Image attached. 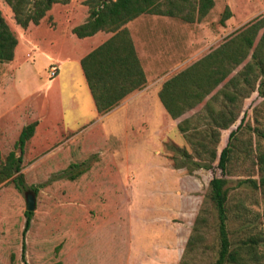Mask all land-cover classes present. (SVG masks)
Listing matches in <instances>:
<instances>
[{
	"label": "rangeland",
	"instance_id": "rangeland-1",
	"mask_svg": "<svg viewBox=\"0 0 264 264\" xmlns=\"http://www.w3.org/2000/svg\"><path fill=\"white\" fill-rule=\"evenodd\" d=\"M214 1L203 23L216 34L223 31V40L264 17V0ZM226 7L230 17L221 24ZM0 11L21 39L25 32L3 0ZM54 13L64 12L57 8ZM181 25L175 45L179 55L185 53L188 35L195 32L194 25ZM64 29L48 20L38 33L41 41L36 47L21 52L23 67L0 64L1 157L14 150L24 126L40 122L22 154L24 185L17 188L11 179L0 182V264H24L23 242L26 264H214L217 218L207 193L209 180L220 175L216 163L210 170L197 168L192 173L177 168L173 158L178 162L185 158L176 148L185 149L190 160L201 165L206 161L195 157L192 146L168 120L163 133H154L144 120L132 127L134 133L117 135L110 133V121L97 124L87 97L78 117L70 109L65 111L69 87L65 65H57L65 61ZM252 51L231 77L251 59ZM52 66L58 68L53 78ZM81 75L78 90L86 83ZM258 86L259 80L253 85L240 82L242 94L229 105L237 121L220 131L217 145L219 153L245 116L228 174V234L232 248L242 257L240 264H264V186L248 182L258 183L264 177V162L259 160L264 154V97L259 96ZM222 102L220 97L213 103L216 111L222 109ZM198 112L192 115V125L210 131L207 118L197 116ZM73 120L75 125L68 127ZM71 165L79 167L70 169ZM71 175L77 176L71 180ZM28 191L35 194L36 209L23 236ZM203 209L207 211L203 241L187 251L195 217Z\"/></svg>",
	"mask_w": 264,
	"mask_h": 264
},
{
	"label": "trees",
	"instance_id": "trees-1",
	"mask_svg": "<svg viewBox=\"0 0 264 264\" xmlns=\"http://www.w3.org/2000/svg\"><path fill=\"white\" fill-rule=\"evenodd\" d=\"M12 12L15 23L22 29L30 24L38 25L51 10L53 5H65L70 0H3ZM88 7V18L85 23L72 29L78 38L93 36L99 31L113 33L102 45L92 50L81 59L87 85L92 95L96 110L103 115L110 112L126 96L146 85V77L137 57L133 41L125 25L143 14L163 15L179 19L186 23L202 21L215 5L214 0H84ZM230 17L226 7L220 23ZM264 29V17L250 22L234 36L230 37L217 49L194 63L164 83L159 98L172 119L195 108L215 90L221 83L224 85L214 93L196 113L204 115L212 126L210 131L199 130L192 125L194 116L182 120L177 128L186 141L192 146L198 160H205L201 165L192 161L185 149L176 148V153L185 158L173 161L177 168L185 167L189 173L197 168L210 170L216 163L219 176H212L208 184L207 201L212 205L217 218L218 253L214 264H240L242 257L238 249L232 248L228 232L229 201V165L236 152L238 132L244 122L243 116L235 129L228 135L227 144L218 153L220 131L229 130L237 121L230 106L236 102L241 89L240 82L256 83L259 80L258 94L264 97V32L254 46L259 31ZM18 44L16 34L11 30L0 11V64L9 63L14 58ZM252 51L251 59L234 76L228 78L241 65ZM232 88L234 91H230ZM223 97L222 109H214L215 102ZM38 125L34 121L21 129L14 144V150L5 158L0 154V182L11 179L17 188L24 185L22 170V154L26 143L34 136ZM214 127V128H213ZM16 150L19 154L16 153ZM259 160L264 162V154ZM177 163V164H176ZM79 165H71L70 169ZM81 172L78 173V175ZM77 175H71L73 180ZM254 187L264 186V177L258 183L248 181ZM207 211L201 210L195 217L191 234L186 243V250L192 251L203 241V230L207 223ZM23 236L29 230L32 212H26ZM254 243L253 239L249 241ZM251 248V247H250ZM22 260L25 262V243L22 245Z\"/></svg>",
	"mask_w": 264,
	"mask_h": 264
},
{
	"label": "crops",
	"instance_id": "crops-1",
	"mask_svg": "<svg viewBox=\"0 0 264 264\" xmlns=\"http://www.w3.org/2000/svg\"><path fill=\"white\" fill-rule=\"evenodd\" d=\"M83 1L70 0L65 5L55 4L38 25L30 24L27 29H22L25 33L21 35V39H18L14 58L9 62V66L16 67L21 65V52H28V50L36 47V44L41 41L38 33L44 25L47 26L48 20H51L57 28L59 25H63L65 27V61L57 65L58 68L65 65V84L67 88L69 87V93L65 91V111L70 109L73 117H78L83 98L87 97L94 105L97 124L110 121V133L112 134L134 133L132 127L140 126L144 120L147 121L150 127L154 128V133H163L167 120L172 128L177 129V125L182 120L200 111L206 101L226 82L221 83L195 108L182 114L177 119H172L159 98V92L164 83L207 56L229 38L223 40V31H220V34H216L206 27L203 20L208 15L200 22L186 23L169 16L143 14L128 22L125 27L129 31L137 57L145 74L146 85L143 89L136 90L126 96L110 112L103 115L99 114L83 70L79 71L78 68H81V59L106 42L113 33L99 31L93 36L86 38H78L72 33L74 27L85 23L88 18L86 6L82 4ZM57 8L64 12L63 15L58 16L54 13ZM181 23L195 26V32L192 31L185 41L187 46L183 55L177 54L175 48L176 38L180 36L179 33L182 29ZM23 65L25 63L21 67ZM79 74H82L83 82H86L80 90L76 87ZM80 119L84 120L83 117H80ZM39 125L40 122L37 128ZM66 125L68 127L74 126L75 120Z\"/></svg>",
	"mask_w": 264,
	"mask_h": 264
},
{
	"label": "water",
	"instance_id": "water-1",
	"mask_svg": "<svg viewBox=\"0 0 264 264\" xmlns=\"http://www.w3.org/2000/svg\"><path fill=\"white\" fill-rule=\"evenodd\" d=\"M25 202H26V211L34 212L36 209V197L33 192L31 191L26 192Z\"/></svg>",
	"mask_w": 264,
	"mask_h": 264
},
{
	"label": "built area",
	"instance_id": "built-area-1",
	"mask_svg": "<svg viewBox=\"0 0 264 264\" xmlns=\"http://www.w3.org/2000/svg\"><path fill=\"white\" fill-rule=\"evenodd\" d=\"M58 73V68L56 66H52L49 71V75L51 78L55 77Z\"/></svg>",
	"mask_w": 264,
	"mask_h": 264
}]
</instances>
